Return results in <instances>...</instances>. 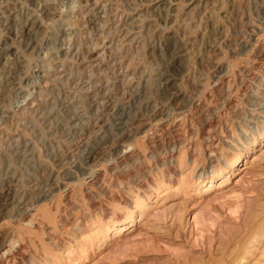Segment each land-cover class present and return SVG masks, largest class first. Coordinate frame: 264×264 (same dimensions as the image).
Returning <instances> with one entry per match:
<instances>
[{
    "label": "rangeland",
    "instance_id": "obj_1",
    "mask_svg": "<svg viewBox=\"0 0 264 264\" xmlns=\"http://www.w3.org/2000/svg\"><path fill=\"white\" fill-rule=\"evenodd\" d=\"M103 1L0 0V264H264V0Z\"/></svg>",
    "mask_w": 264,
    "mask_h": 264
},
{
    "label": "bare ground",
    "instance_id": "obj_2",
    "mask_svg": "<svg viewBox=\"0 0 264 264\" xmlns=\"http://www.w3.org/2000/svg\"><path fill=\"white\" fill-rule=\"evenodd\" d=\"M112 1H116V2H121V4H119L118 6L120 7V8H118V9H120V10H115L112 6H110V7H112L113 9H111V10H109V9H107L105 6H103L102 8H103V17H102V19L100 20V18H98L97 20H99L100 22L103 20V22H101V23H103V25L101 26V29H100V31L102 30L103 32L102 33H100V34H103V36H105V35H108V37H105L104 39L105 40H108L109 39V41L107 42L108 44L109 43H114L115 42V40H117L116 39V37H112V36H110V34L109 33H107L106 34V31L108 30V32H111V27H112V25H110V24H114V25H116L117 24V26H118V23H120L121 25H124L125 27H132V26H134L135 24H137L138 22H140L141 23V25H143V22L142 21H139V20H141L142 19V12L145 10V9H147V7H149L150 6V2H149V0H148V2L146 1V0H142L141 2L142 3H144L145 5L143 6V9H138V8H136V7H139V6H136L135 5V1L136 0H108V2H112ZM145 1H146V3H145ZM107 3V1L106 0H104L103 1V4L104 3ZM194 2V1H193ZM152 3V2H151ZM187 3V2H186ZM199 6H198V8L200 9L201 8V11L203 10V8H204V11H206V9H207V5H208V3H209V1H207V0H205L204 2L203 1H199ZM110 4V3H109ZM88 6V5H87ZM116 6V5H115ZM117 6V7H118ZM187 6H189L188 7V9L186 10V12L184 13V15L182 16L183 18H184V22H185V24H186V27L189 25V23L191 22V16L196 12V10H197V7H196V5H195V7H192V4L191 3H188L187 4ZM182 7V6H181ZM101 8V9H102ZM109 8V7H108ZM223 9V8H222ZM148 10V9H147ZM185 11V10H184ZM201 11H199V12H201ZM81 12V11H80ZM87 12L88 13H86V14H88V18H89V20L90 19H96V17H97V15H95V17H93L92 18V15H91V13L87 10ZM134 12H136V15L135 16H133V13ZM82 13V12H81ZM181 13V12H180ZM198 13V12H197ZM205 13H207V12H205ZM199 14H201V13H199ZM99 15V14H98ZM204 15V14H203ZM102 16V15H101ZM137 16V18L135 19V17ZM201 16V15H200ZM85 18V17H84ZM198 19V18H197ZM91 21V20H90ZM98 22V21H97ZM245 23V22H244ZM184 24V23H183ZM140 25V24H139ZM114 28V27H113ZM116 28V27H115ZM188 28V27H187ZM201 28V27H200ZM97 29V28H96ZM123 29V28H122ZM131 29H133V28H131ZM141 29V28H140ZM199 29V28H198ZM112 30H114L115 31V29H112ZM201 30V29H200ZM128 32V31H127ZM112 33H114V32H112ZM120 33V32H119ZM126 33V32H125ZM22 35V34H21ZM135 35V34H134ZM121 37V36H120ZM124 37V36H123ZM133 37V36H132ZM135 37V36H134ZM24 38V37H23ZM131 38V36L130 35H127L126 34V36L124 37V38H122L123 39V45H124V43H127V41L128 42H131V40L129 41V39ZM118 41H120V40H118ZM144 43V42H143ZM104 44V43H103ZM104 46V45H103ZM244 47V46H243ZM105 48V47H104ZM112 48V47H111ZM72 49V48H71ZM106 49V48H105ZM77 52H78V50H76ZM118 51V50H117ZM181 52L183 53L184 52V49L183 50H181ZM76 53V52H75ZM182 53L181 54H179L180 56H182ZM234 53V52H233ZM253 53H255V52H253ZM77 54V53H76ZM73 55H74V53H73ZM78 55H79V52H78ZM77 55V56H78ZM178 55V54H177ZM184 56V55H183ZM80 57V56H79ZM91 57H93V56H91ZM105 57V56H104ZM101 58V57H100ZM203 58V57H202ZM203 61V60H202ZM208 61V60H207ZM204 62V61H203ZM209 62V61H208ZM207 62V63H208ZM259 62V61H258ZM114 63V62H113ZM210 63V62H209ZM261 63V62H260ZM211 65V64H210ZM119 68V67H118ZM129 68V67H128ZM196 68V67H195ZM120 69V68H119ZM201 69V68H200ZM128 70V69H127ZM195 70V69H194ZM122 71V70H121ZM194 72V73H193ZM193 72H191V74L189 73L187 76H185L184 77V79H181V80H183L182 81V83H184V85L186 84V86H188V88H190V89H192V87L193 86H189L190 84L189 83H191V81H192V76L194 75V74H197V75H199V79L203 76L202 74H204V75H208V77L210 78V79H213V75L211 76V75H209V74H206L205 72H204V69H201L200 71H197V70H195V71H193ZM201 73V74H200ZM215 74V73H214ZM196 75V76H197ZM109 76V75H108ZM134 77V76H133ZM150 77V76H149ZM198 77V76H197ZM216 78V77H215ZM176 79V78H175ZM203 79V78H202ZM138 80V79H137ZM174 80V78L173 77H171V78H169L167 81L168 82H171V81H173ZM196 81V80H195ZM78 83V82H77ZM138 87H139V85H138ZM88 88V87H87ZM142 90V89H141ZM89 91V90H88ZM134 92V91H133ZM149 92V91H148ZM192 93V92H191ZM197 93V92H196ZM194 95V94H193ZM147 96V95H146ZM187 97V96H186ZM189 97V96H188ZM196 98V97H195ZM195 100V99H194ZM142 101V100H141ZM191 102V101H190ZM193 102H195V104H197V101H193ZM199 100H198V105H197V107L199 106ZM104 104V103H103ZM116 104V103H115ZM193 105H194V103H193ZM115 106H117V105H115ZM119 106V105H118ZM196 106V105H195ZM121 107V106H120ZM165 107V106H164ZM151 109V108H150ZM144 110V109H143ZM139 111V110H138ZM162 112V110H160V109H157V107H156V109H154L153 110V113H154V115L155 114H160ZM172 113V112H171ZM75 114V113H74ZM181 114V113H180ZM19 115V114H18ZM97 115V114H96ZM153 116V115H152ZM14 117V116H13ZM156 117V116H155ZM160 117V116H159ZM154 118V117H153ZM41 119V118H40ZM155 119V118H154ZM80 121V120H79ZM78 121V122H79ZM159 122V121H158ZM161 122V121H160ZM29 123V122H28ZM163 123V122H162ZM162 123H161V125H162ZM19 124V123H18ZM22 124V123H21ZM160 124V123H159ZM126 128V127H125ZM29 129V128H28ZM142 132V131H141ZM208 133V132H207ZM137 135H138V132H137ZM26 136V135H25ZM210 137H211V135H209ZM41 139V138H40ZM211 139H212V142L215 144L216 142H214V141H216L215 139H214V137H211ZM19 141V140H18ZM40 143V142H39ZM35 146V145H34ZM213 146V145H212ZM215 146H218V144L217 145H215ZM214 147V146H213ZM41 148V147H40ZM32 150V149H31ZM126 150V149H125ZM32 152H33V150H32ZM47 152V151H46ZM130 152H126V153H123L124 155L122 156V154H121V156H122V158H120L119 156H118V159H121V160H123V158L125 157V156H127L128 154H129ZM30 154V153H29ZM56 155V154H55ZM118 155H120V153L118 154ZM131 155V154H130ZM44 157V156H43ZM128 157V156H127ZM32 158V157H31ZM45 158V157H44ZM56 158V157H55ZM60 158V157H59ZM46 159V158H45ZM124 160H125V158H124ZM233 162L235 161H239L240 160V156H239V154H237V155H234V157H233ZM52 161V160H51ZM257 161V160H256ZM26 162V161H25ZM57 162V161H56ZM70 162V161H69ZM252 163V162H251ZM255 162H253V164H254ZM252 164V165H253ZM51 165V164H50ZM52 165H53V163H52ZM51 165V166H52ZM64 165V164H63ZM118 165V164H117ZM231 165V164H230ZM29 168H30V166H29ZM54 168V167H53ZM230 168V167H229ZM229 168H228V170H227V173L225 174V175H222V176H212V177H210L209 179H207V180H205L204 181V183H203V185L202 186H200L199 187V189H198V191H200L201 193H206V192H209V191H212L213 189H215L217 186H219V187H224L225 185H227L228 184V182H229V180H230V175H231V173L233 172L232 170L233 169H231V170H229ZM14 169V168H13ZM128 169V168H127ZM100 172V171H99ZM47 173V172H46ZM44 174V173H43ZM52 175V174H51ZM49 177V176H48ZM44 178V177H43ZM49 180H50V178H49ZM48 180V181H49ZM143 181V180H142ZM14 182V181H13ZM39 187V186H38ZM18 194V193H17ZM16 194V195H17ZM44 200V199H43ZM28 207V206H27ZM11 211H13V210H11ZM15 213V212H14ZM10 214H11V212H10ZM14 216V215H13ZM36 221H38V220H36ZM40 221V220H39ZM264 210L263 211H259L258 213H256V214H254L252 217H250V219L247 221V224H246V226L243 228V233L241 234V235H243V237L241 238V240H240V243H247V242H250V245L251 244H255V242H256V239L258 238V237H260V238H264ZM122 229H123V227H121V228H119L117 231L119 232H121L122 231ZM45 235V234H44ZM260 240H262V239H260ZM257 244H259V242L257 243ZM254 246H256V245H254ZM254 246H250V247H254ZM252 249V248H251ZM246 253H247V251H249V248H246ZM246 256V255H245Z\"/></svg>",
    "mask_w": 264,
    "mask_h": 264
}]
</instances>
